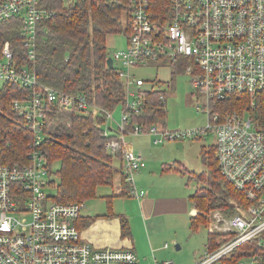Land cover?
Wrapping results in <instances>:
<instances>
[{"label":"built area","instance_id":"1","mask_svg":"<svg viewBox=\"0 0 264 264\" xmlns=\"http://www.w3.org/2000/svg\"><path fill=\"white\" fill-rule=\"evenodd\" d=\"M154 2L131 0L126 46L113 52L120 76L127 81V92L121 120L107 111L108 122L116 120L118 131L106 147L113 153L122 151V169L131 196L141 199L148 191L137 185L136 177L147 162L142 154L126 147L124 133H149L159 144L213 132L221 174L249 204L236 205L239 211L233 215L220 208L209 210L206 227L209 235H217L215 246L206 244L193 264H229L237 249L251 240L256 241L257 249L264 247V120L255 113V97L264 94V0H169L164 20L153 18ZM51 14L42 0L0 4V26L11 19L21 21L27 57L23 62L13 42L5 40L0 49V82L29 89L25 99L16 100L15 108L25 115V126L33 132L28 163L0 162V264L136 263L133 248L97 246L84 239L76 220L86 203L57 202L46 190L52 172L40 148L49 133L44 129L45 103L80 109L92 105L84 95L45 85L37 76L33 63L39 21ZM178 57L188 58L186 71L192 87L203 97L197 108L208 115L206 125L169 130L153 124L147 130L140 125L127 129L128 110H137L146 83L134 68ZM244 95L250 101L242 111H227L222 116L212 107L218 101ZM260 252L244 254L231 264H264Z\"/></svg>","mask_w":264,"mask_h":264},{"label":"trees","instance_id":"2","mask_svg":"<svg viewBox=\"0 0 264 264\" xmlns=\"http://www.w3.org/2000/svg\"><path fill=\"white\" fill-rule=\"evenodd\" d=\"M7 0H0V4ZM169 0H155L153 18L164 20L166 4ZM42 5L53 14L39 21L36 57L33 63L37 76L45 85L63 91L84 95L92 104L87 109L78 106H59L45 103L44 129L49 133L40 148L48 162L52 178L50 187L54 190L51 197L57 202H84L98 195L100 186L114 185L119 176L120 192L105 195V216H117L121 219L122 235L130 232L128 217L114 209L116 196H131L130 185L122 169V151L115 153L107 149L106 143L117 131L108 122L107 111L117 107L125 108L127 81L119 72V66L109 67L107 59L113 57L109 49L108 38L112 34L129 33L131 0H76L66 3L64 0H42ZM21 21L11 19L0 26V49L5 40H11L18 57L27 61ZM117 50V49H116ZM188 58L178 57L169 61L174 74L186 70ZM160 62V61H157ZM164 62V61H162ZM141 68V67H139ZM137 68H134L136 72ZM136 74H138L136 72ZM139 75V74H138ZM29 89L19 84L6 82L0 84V162L26 164L29 143L33 132L25 126V115L15 108L16 100L27 97ZM137 110L129 109L127 129L140 125L147 130L151 125H166L167 107L163 90L142 88ZM255 113L264 120V94L257 95ZM250 97L218 101L212 104L214 110L225 116L227 111H242L247 107ZM109 129L112 133L106 135ZM202 157L208 170L199 175L207 183L190 195V201L198 212L191 219V227L198 230L208 222L210 209L220 208L228 215L238 213L236 205H248L243 193L222 176L216 145L203 146ZM119 159V160H118ZM115 160L120 162L118 167ZM59 163L56 164V163ZM169 164L163 171H170ZM76 220L79 229L87 226L94 217ZM208 246H215L209 235ZM254 240L247 242L231 256L229 264L236 262L244 254L261 252ZM138 264V263H131Z\"/></svg>","mask_w":264,"mask_h":264},{"label":"rangeland","instance_id":"3","mask_svg":"<svg viewBox=\"0 0 264 264\" xmlns=\"http://www.w3.org/2000/svg\"><path fill=\"white\" fill-rule=\"evenodd\" d=\"M108 46L111 51L126 46V37L122 33L112 34L108 38ZM172 65L169 61L157 62L150 61L146 66L137 68L136 72L146 80L145 87L159 88L163 90L164 100L167 107V124L160 125L169 130H178L183 128H193L198 126L206 125L208 121V115L203 111L198 110L197 103L202 101L203 97L192 87L190 74L185 71H178L176 74L170 69ZM2 82H0L1 84ZM113 116L116 120H121L122 107H117L113 111ZM116 120L110 121V126L117 130ZM124 133L126 143H132L133 145H146L152 150L153 159L148 160V164L157 165L154 160L158 161L157 154L162 153L163 160L162 164L167 163L173 167L170 171L176 172L178 175L175 177V184H179L178 191L186 190L189 194L195 192L199 187L206 186L203 180L200 179L199 175L208 170V166L205 164L202 157V147L212 146L215 144V134L209 132L201 137L194 138H180L167 140L163 143H153V136ZM137 150V149H136ZM160 158V157H159ZM119 160V159H118ZM115 160V164L119 167L120 162ZM147 162V161H146ZM158 163H160L158 161ZM56 164L59 165L57 162ZM164 166V165H163ZM181 172L185 174L184 182L181 184ZM183 177V176H182ZM171 184H174L171 182ZM119 186V176L116 177L114 185L111 186H100L98 189V195L87 201V208L94 207V213L97 211L106 210V202L104 200V194H112L117 191ZM49 193L53 194L54 190L50 187L46 189ZM173 190V188H169ZM240 206V205H239ZM92 210V208H91ZM98 215L95 213L94 215ZM207 217L209 213L206 214ZM209 219V218H208ZM175 222L168 227L169 229L178 231V235L182 238L183 248L177 249L176 243L169 239L168 242L171 245L177 255L172 257L175 264H189L190 259L194 257L197 252L203 251L206 247L209 230L206 225H200L199 229L193 230L190 223L185 225V221L181 217H175ZM173 232L170 231L168 235ZM217 235L213 234L212 238L215 241Z\"/></svg>","mask_w":264,"mask_h":264},{"label":"crops","instance_id":"4","mask_svg":"<svg viewBox=\"0 0 264 264\" xmlns=\"http://www.w3.org/2000/svg\"><path fill=\"white\" fill-rule=\"evenodd\" d=\"M143 135L151 137L149 133ZM126 147L142 154L147 161V165L140 170L136 177L137 185L146 189L148 191L147 195L141 199L133 196H116L114 198L115 212L124 213L128 217L130 232L125 236L122 235V225L119 217L105 216L106 210L97 211L95 213H98V215H94V207L87 208L86 202L81 219L85 220L90 216L94 219L87 226L81 228L82 236L97 246L133 248L138 256L136 262L138 264H163L164 261L173 260L172 257L177 255L171 249L169 239L176 243L177 249L183 248L182 238L178 235V231L176 229L175 231L174 229L171 230L168 227L175 222V217H181L185 221V225H188V223L191 225V219L198 210L190 201L191 194L188 191H178L176 189L179 184H175L174 179L178 175L176 172L179 171L162 170L163 165L167 164H162L164 160L162 153L157 154L160 163L154 160L157 163L155 166L151 163L148 164V160L153 159L155 154H152V150L145 144L135 146L128 142ZM181 175L183 176L180 177L181 180L183 179L181 184L185 188V174L181 172ZM171 182L174 184H171ZM170 187L173 190H169ZM120 189L119 180L118 189L113 193L118 194ZM105 195L109 194L102 195L106 202ZM170 231L173 232L168 235ZM166 243L169 244L168 247L165 246ZM204 250L197 252L190 259L189 264H193L204 253Z\"/></svg>","mask_w":264,"mask_h":264},{"label":"water","instance_id":"5","mask_svg":"<svg viewBox=\"0 0 264 264\" xmlns=\"http://www.w3.org/2000/svg\"><path fill=\"white\" fill-rule=\"evenodd\" d=\"M107 63H108V65H109V67H114V59H113V57L112 56H109L108 57V59H107ZM178 247H179V245H178Z\"/></svg>","mask_w":264,"mask_h":264}]
</instances>
